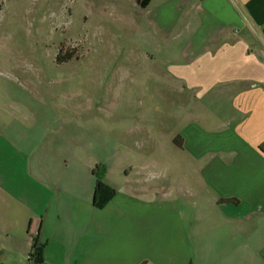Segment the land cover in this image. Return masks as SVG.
Masks as SVG:
<instances>
[{
  "label": "crops",
  "instance_id": "obj_1",
  "mask_svg": "<svg viewBox=\"0 0 264 264\" xmlns=\"http://www.w3.org/2000/svg\"><path fill=\"white\" fill-rule=\"evenodd\" d=\"M141 19L173 81L226 120L184 130L194 198L113 181V162L0 116V264H29L36 240L47 264H264V0H152ZM97 170L116 191L102 208Z\"/></svg>",
  "mask_w": 264,
  "mask_h": 264
},
{
  "label": "rangeland",
  "instance_id": "obj_2",
  "mask_svg": "<svg viewBox=\"0 0 264 264\" xmlns=\"http://www.w3.org/2000/svg\"><path fill=\"white\" fill-rule=\"evenodd\" d=\"M141 17L136 0H0V116L113 162V181L128 172L191 200L184 130L226 120L173 81Z\"/></svg>",
  "mask_w": 264,
  "mask_h": 264
},
{
  "label": "trees",
  "instance_id": "obj_3",
  "mask_svg": "<svg viewBox=\"0 0 264 264\" xmlns=\"http://www.w3.org/2000/svg\"><path fill=\"white\" fill-rule=\"evenodd\" d=\"M203 1V0H200ZM140 9H146L152 2V0H136ZM261 150L264 152V144L261 146ZM105 170L95 171L97 177V184L95 188V195L93 204L96 208H102L107 205L116 195V191L105 184L104 176ZM44 245H39L38 241H35L33 246V252L29 257V264H47L44 258Z\"/></svg>",
  "mask_w": 264,
  "mask_h": 264
}]
</instances>
